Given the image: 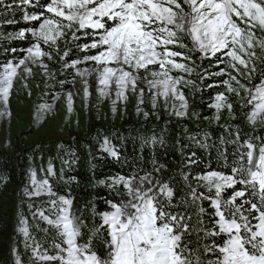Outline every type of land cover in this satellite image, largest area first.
Instances as JSON below:
<instances>
[{"label": "snow or ice", "instance_id": "snow-or-ice-1", "mask_svg": "<svg viewBox=\"0 0 264 264\" xmlns=\"http://www.w3.org/2000/svg\"><path fill=\"white\" fill-rule=\"evenodd\" d=\"M18 10L24 25L9 36L27 39L30 34L33 40L21 58L5 57L0 63V98L5 104L18 70L29 73L27 62L35 64L44 56L53 60L51 50L59 54L60 40H64L65 50L59 55L62 68L75 69L82 79L94 71L98 85L103 86L98 88L101 96L114 83L118 99L125 98L129 87L134 93L139 89L142 97L144 88L138 82H143L150 96H163L166 101L169 96L178 98L186 109L187 100L178 86L193 81L180 73L190 75L193 69L188 65L199 56L214 60L219 69L208 75L227 74L221 65L235 72L231 80L246 93L242 109L252 105L248 123L254 124L257 115L264 118V0H20L19 4L0 0V21L11 13L13 19L6 22L18 23ZM45 46L49 51L43 50ZM73 47L82 59L71 58ZM81 64L94 67L81 70ZM40 66L48 67L42 62ZM223 83L234 91L229 81ZM84 91L87 96V86ZM224 99L217 94L216 100ZM228 109L231 111V104ZM183 114L177 111L178 116ZM236 139L241 143L233 153L229 172L209 169L192 178L181 170L180 187L188 193L179 200L172 187L174 177L153 180L149 174L136 186L135 177H114L107 186L127 189L128 199L106 201L111 210L98 214L102 222L90 230L86 240V222L68 211L71 199L63 195L51 199L48 203L54 219L44 212L33 213L49 226L43 231L55 230L51 250H41L26 220L19 221L25 225L17 231L23 233L31 264H264V138L259 145L239 133ZM102 148L118 158L107 138ZM224 159L227 166L226 155ZM48 173L53 174L51 164ZM35 175L31 173L32 189H25V196L38 197L45 191L50 197L56 195L47 179L38 184ZM193 182L197 187H192ZM189 199L200 201L194 215H190ZM33 207L29 205L30 210ZM191 236H196L195 244L189 240ZM101 237L105 254L96 247ZM13 255L15 264H23L15 247Z\"/></svg>", "mask_w": 264, "mask_h": 264}, {"label": "trees", "instance_id": "trees-1", "mask_svg": "<svg viewBox=\"0 0 264 264\" xmlns=\"http://www.w3.org/2000/svg\"><path fill=\"white\" fill-rule=\"evenodd\" d=\"M19 2L16 0L17 4ZM11 19L13 16L10 13L5 20L0 21V63L4 62L5 57L13 61L21 58L23 49L30 46L33 40L30 34L27 39L7 37V34L18 32L24 25L19 10L15 14L18 23L8 24L6 21ZM83 42L82 38L80 43ZM13 48L16 49L15 53L12 52ZM80 54L72 48V59L78 58ZM59 55H62L61 52ZM202 65L206 70L204 84L200 93L196 94L198 97L193 98L195 102L201 97L204 99L202 94L210 97L218 93L220 86L217 85L222 81V76L208 75L218 70L214 60L205 59ZM74 71L60 70L61 77L56 80L58 87L52 89L49 96H53L55 91L69 88L73 83ZM237 133L244 140H252L259 145L261 138H264V127L252 125L244 117H234L221 125L204 122L178 126L177 121L171 119L133 120L111 126L95 125L84 135L72 134L68 137L42 139L27 146L22 144L15 153L0 154V198L14 191L12 186L27 183L26 167L29 159L35 158L45 164V169L51 164L53 174L47 178L51 191L56 196L63 195L80 202L77 211L93 229L102 222L98 214L110 210L106 201L118 202L122 196L126 201L128 197L126 189L120 185L109 187L107 185L112 184L106 181L118 175L136 179L154 174L156 169H160L157 177L175 178L172 187L175 189L176 200H179L188 193L187 188L182 190L180 187L183 183L181 170L192 178L209 169L230 171L233 153L241 143L236 139ZM105 138L109 141V147L119 154L118 158L102 148ZM225 155L228 158L227 166ZM192 160L195 163H190ZM161 165L164 167L161 168ZM99 180L106 183L99 184ZM192 187H197V183L193 182ZM188 202L192 204L190 215H194L200 201L192 203L189 199ZM204 206L208 209L207 201ZM196 239V236L189 237L193 244ZM96 247L101 254H105L102 237L97 239Z\"/></svg>", "mask_w": 264, "mask_h": 264}, {"label": "rangeland", "instance_id": "rangeland-1", "mask_svg": "<svg viewBox=\"0 0 264 264\" xmlns=\"http://www.w3.org/2000/svg\"><path fill=\"white\" fill-rule=\"evenodd\" d=\"M7 37H10L9 34ZM43 50L49 51V48L45 46ZM64 50L65 41L60 40L61 54ZM51 51L53 60L44 56L35 64L31 61L27 62V66L31 68L29 73H25L22 68L18 70L7 104L0 98V154L15 153L22 144L27 146L42 139H56L72 134L84 135L95 125L111 126L123 121L153 119H171L177 121L178 126L204 122L221 125L234 117L246 118L252 110V105H246L242 109V105L245 104L246 93L244 89L231 80V75H235V72L225 65H221V67L225 68L227 74L222 76V81L217 85L220 86L218 93L222 94L225 99L216 100L218 94L216 93L210 97L202 94L204 99L201 97L199 101H194L193 98L198 97L196 94L200 93L204 84V74L206 73L202 65L205 59L201 60L199 56L188 65L193 69L190 75L180 73L184 75L186 80L193 81L192 84H185L182 81L178 86L179 91L184 94L187 100L186 109L181 108V101L178 98L169 96L166 101L163 96H150L149 89L143 82H138L139 87L144 88L142 97L139 89L134 93L129 87L125 98L118 99L114 83L110 84L109 88L105 90V95L101 96L98 88L103 86L98 85L94 71L83 79L75 74L73 83L70 84L69 88L55 91L53 96H49L52 89L58 87L56 80L61 77L60 70L66 71L61 66L59 54L56 53L55 49ZM79 58L82 59V54ZM41 62L48 65L47 69L40 66ZM79 67L81 70L92 69L94 65L81 64ZM74 72L76 73V70ZM175 74L177 73L174 72L173 75ZM225 80L229 81L234 91H229L228 85L223 83ZM243 82L247 83V80L245 79ZM86 86L88 88L87 96H85L84 91ZM237 91L240 95H236ZM69 93L71 94L70 98ZM141 99L142 103L140 102ZM215 104L220 105L219 109L210 106ZM229 104L232 105L231 111L228 109ZM177 111H183L184 114L178 116ZM252 125L264 127V118L257 115L255 123ZM44 165L41 161L30 158L26 167L27 183L18 187L12 186L14 191H10L0 198V264H15L17 257L13 255V247L18 250L19 258H22L23 264H31L29 251H26L24 247L23 233L17 231L18 227L25 226L19 224L21 219L26 220V226L31 237L42 245L41 250H51V237L55 230L51 229L47 233L43 231L49 226L39 215L34 218L33 213L44 212L49 218L54 219L55 213L48 201L51 199L58 200V196L50 197L46 191L43 195L32 198L23 194L25 189H32V172H35V179L38 184L48 178V169H45ZM44 171L46 172L44 173ZM158 174L159 172L150 174V178L154 180ZM144 176L136 178L133 181V186L138 185L141 177ZM106 182L112 184L113 179ZM79 203L75 200L68 206V211L75 218H81L76 208L80 205ZM30 204L34 206L31 210L29 209ZM37 225H39V229ZM90 230L89 225L83 228L84 239L90 235ZM32 242L29 240V243Z\"/></svg>", "mask_w": 264, "mask_h": 264}]
</instances>
